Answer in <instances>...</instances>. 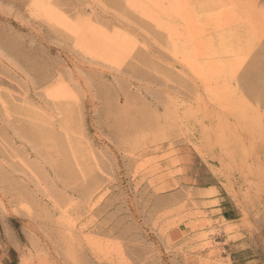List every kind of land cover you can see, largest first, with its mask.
Returning <instances> with one entry per match:
<instances>
[{"label":"rangeland","instance_id":"obj_1","mask_svg":"<svg viewBox=\"0 0 264 264\" xmlns=\"http://www.w3.org/2000/svg\"><path fill=\"white\" fill-rule=\"evenodd\" d=\"M0 264H264V0H0Z\"/></svg>","mask_w":264,"mask_h":264}]
</instances>
